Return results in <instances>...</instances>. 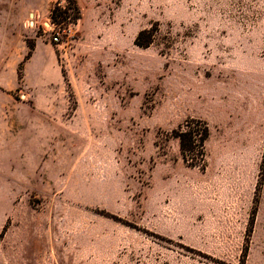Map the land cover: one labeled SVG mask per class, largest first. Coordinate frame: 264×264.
I'll return each instance as SVG.
<instances>
[{
    "label": "rangeland",
    "instance_id": "obj_1",
    "mask_svg": "<svg viewBox=\"0 0 264 264\" xmlns=\"http://www.w3.org/2000/svg\"><path fill=\"white\" fill-rule=\"evenodd\" d=\"M0 142L40 264H264V0H0Z\"/></svg>",
    "mask_w": 264,
    "mask_h": 264
},
{
    "label": "trees",
    "instance_id": "obj_2",
    "mask_svg": "<svg viewBox=\"0 0 264 264\" xmlns=\"http://www.w3.org/2000/svg\"><path fill=\"white\" fill-rule=\"evenodd\" d=\"M57 10L52 12V16L56 15ZM152 33L143 31L139 34L136 44L141 47H149L150 42L143 43L142 39ZM211 136V130L207 122L201 119H189L184 122L178 129L167 134L165 143H168L170 138L179 141L182 160L185 164L192 168L204 170L206 168V143Z\"/></svg>",
    "mask_w": 264,
    "mask_h": 264
},
{
    "label": "crops",
    "instance_id": "obj_3",
    "mask_svg": "<svg viewBox=\"0 0 264 264\" xmlns=\"http://www.w3.org/2000/svg\"><path fill=\"white\" fill-rule=\"evenodd\" d=\"M2 144L0 142V146L5 149V146ZM3 155L0 152V160ZM1 197L0 194V199ZM6 217V210L0 208V239L6 229ZM0 245V264H4L2 263L4 259L7 260L5 264H40V258L45 257L44 248L40 246L37 237L34 238L32 235L16 242L1 241Z\"/></svg>",
    "mask_w": 264,
    "mask_h": 264
},
{
    "label": "built area",
    "instance_id": "obj_4",
    "mask_svg": "<svg viewBox=\"0 0 264 264\" xmlns=\"http://www.w3.org/2000/svg\"><path fill=\"white\" fill-rule=\"evenodd\" d=\"M54 27H55V26L53 25V27H52V31L55 32V29H56V28H54ZM49 28H50V26H48V29H49ZM59 35H60V34L56 32V36H55V38H54V40H55L56 42L59 41V37H58Z\"/></svg>",
    "mask_w": 264,
    "mask_h": 264
},
{
    "label": "water",
    "instance_id": "obj_5",
    "mask_svg": "<svg viewBox=\"0 0 264 264\" xmlns=\"http://www.w3.org/2000/svg\"><path fill=\"white\" fill-rule=\"evenodd\" d=\"M32 17H33V15H32Z\"/></svg>",
    "mask_w": 264,
    "mask_h": 264
}]
</instances>
